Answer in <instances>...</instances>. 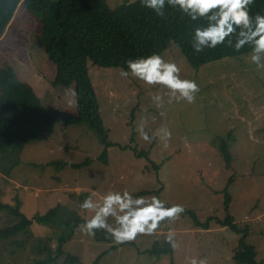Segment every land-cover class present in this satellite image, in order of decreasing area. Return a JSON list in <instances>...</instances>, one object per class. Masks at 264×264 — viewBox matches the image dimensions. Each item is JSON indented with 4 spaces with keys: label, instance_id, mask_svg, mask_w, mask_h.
I'll return each mask as SVG.
<instances>
[{
    "label": "rangeland",
    "instance_id": "1",
    "mask_svg": "<svg viewBox=\"0 0 264 264\" xmlns=\"http://www.w3.org/2000/svg\"><path fill=\"white\" fill-rule=\"evenodd\" d=\"M106 1L112 9L127 2ZM40 3L24 0L14 18L0 25V67H14L57 124L24 149L0 154V203L19 206L31 219L59 209L60 217H70L67 222L84 223L94 211L80 205L92 193L95 203H102L109 191L155 195L169 206L184 205L185 212L175 221L162 222L156 234L124 244L115 243L104 230L93 237L77 227L65 253L79 257L81 264H92L109 250L97 264H188L193 257L206 258L208 264H237L242 235L216 222L209 230L200 227L210 217L224 220L231 215L242 229H249L247 243L256 247L264 264V73L250 62V51L197 68L172 42L162 56L177 62L181 78L195 79L200 91L191 104L175 99L169 103V90L131 74L122 77L123 67L95 65L71 34L56 38L55 16L41 15ZM83 61L107 142L119 144L107 149L109 164L98 160L105 145L79 123L77 95L67 91L77 93L76 73ZM155 94L164 96L163 107L155 106ZM247 112L252 116L242 117ZM142 120L150 136L159 129L171 131L167 146L163 133L151 143L141 138L137 129ZM87 158L93 161L89 167L72 168ZM59 162L66 163L61 172ZM19 221L10 209H0V230ZM109 223L115 222L109 218ZM169 228L179 248L161 258L143 254L154 243L165 247ZM70 229L65 223L35 222L28 234L0 241V264H34L49 255L47 247L56 251L59 238Z\"/></svg>",
    "mask_w": 264,
    "mask_h": 264
},
{
    "label": "trees",
    "instance_id": "2",
    "mask_svg": "<svg viewBox=\"0 0 264 264\" xmlns=\"http://www.w3.org/2000/svg\"><path fill=\"white\" fill-rule=\"evenodd\" d=\"M23 1L0 0V25L14 18L17 8ZM252 8L253 13L264 14V0H255ZM39 11L41 15L54 14L56 38L66 34L73 35L83 55L95 65L103 67H123L127 71L126 61L129 59L145 57L153 52L162 55L172 42L182 48L190 63L197 68L250 51L248 47L241 52H235L231 48L218 46L216 49H205L202 53H195L192 48L193 29L204 21L192 22L188 17L182 16L178 8L168 5L164 9V17L143 7L140 0L135 3L127 0L116 9H112L106 0H41ZM76 86L79 123L87 125L100 138L105 149L98 160L109 164L107 149L119 144L107 142V130L97 111L85 61L78 66ZM56 124L57 121L52 118L51 111L37 96L34 89L19 79L15 68L10 65L0 67V154L24 149L28 144L41 138L46 130L53 132ZM225 152L227 153V150ZM92 162L90 158H87L82 163L74 164L72 168L81 170V168L89 167ZM58 166V171L61 172L66 163L59 162ZM0 209H10L20 219L15 225L0 230V241L28 234L35 222L47 226L65 223L71 226V229L59 238L57 250L47 247L49 255L36 259L34 264H81L79 257L66 254L64 248L74 236L75 229L83 222L79 220L67 222L66 219L70 217H64L67 215L65 213L62 214L63 217H60L59 209L47 216L37 214L32 219L24 214L19 206L12 207L0 203ZM214 222L216 225L229 227L242 235L234 257L237 264H261L256 247L247 243L248 228L242 229L231 215L224 220L219 217H210L205 223H201L200 227L209 230ZM165 244V247L161 248L158 243H154L153 247L143 251V254L158 258L172 254L171 246L168 243ZM109 251L100 254L92 264H97ZM64 256L66 257L62 260Z\"/></svg>",
    "mask_w": 264,
    "mask_h": 264
},
{
    "label": "clouds",
    "instance_id": "3",
    "mask_svg": "<svg viewBox=\"0 0 264 264\" xmlns=\"http://www.w3.org/2000/svg\"><path fill=\"white\" fill-rule=\"evenodd\" d=\"M141 5L155 12L160 17L165 16L166 5L178 8L182 16L192 22L204 21L193 29L192 48L195 53L205 49H216L224 46L241 52L248 47L249 60L257 71L264 73V14L253 13L255 0H140ZM128 70H121L120 76L132 77L150 86L160 85L169 90L168 102L173 99L177 103L186 101L191 104L200 91L195 79L181 78V68L177 62L167 60L158 52L145 57H137L126 61ZM72 97L77 95L74 89H68ZM153 101L157 108L163 107L164 96L155 94ZM69 100V105H74ZM163 115V113H162ZM146 120L138 126L141 138L151 143L157 135L163 133L162 139L167 141L172 137L170 130L159 129L152 136L145 131ZM90 194L80 205L81 209L93 210L94 215L78 226V230L89 236H95L97 230H104L117 244L135 241L140 235H154L161 228L162 222L175 221L185 212L182 204L170 206L159 196H133L129 191H109L102 203H95ZM109 218L114 224L109 223ZM173 252L179 248L175 239V231L169 228L165 238ZM188 264H208L206 258L195 257Z\"/></svg>",
    "mask_w": 264,
    "mask_h": 264
},
{
    "label": "crops",
    "instance_id": "4",
    "mask_svg": "<svg viewBox=\"0 0 264 264\" xmlns=\"http://www.w3.org/2000/svg\"><path fill=\"white\" fill-rule=\"evenodd\" d=\"M253 109V108H252ZM249 110V108L246 110V111H248ZM244 116H246V117H250V116H252V112L251 113H245V114H243V116L242 117H244Z\"/></svg>",
    "mask_w": 264,
    "mask_h": 264
}]
</instances>
